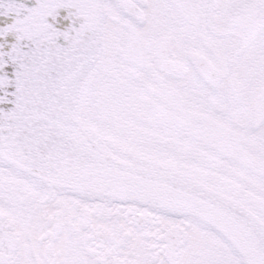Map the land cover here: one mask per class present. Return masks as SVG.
I'll list each match as a JSON object with an SVG mask.
<instances>
[{
	"label": "snow or ice",
	"instance_id": "obj_1",
	"mask_svg": "<svg viewBox=\"0 0 264 264\" xmlns=\"http://www.w3.org/2000/svg\"><path fill=\"white\" fill-rule=\"evenodd\" d=\"M0 264H264V0H0Z\"/></svg>",
	"mask_w": 264,
	"mask_h": 264
}]
</instances>
